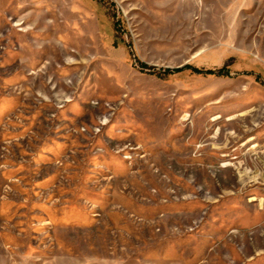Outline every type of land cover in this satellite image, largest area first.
Returning a JSON list of instances; mask_svg holds the SVG:
<instances>
[{"label": "rangeland", "instance_id": "rangeland-1", "mask_svg": "<svg viewBox=\"0 0 264 264\" xmlns=\"http://www.w3.org/2000/svg\"><path fill=\"white\" fill-rule=\"evenodd\" d=\"M0 264H264V0H0Z\"/></svg>", "mask_w": 264, "mask_h": 264}, {"label": "trees", "instance_id": "trees-1", "mask_svg": "<svg viewBox=\"0 0 264 264\" xmlns=\"http://www.w3.org/2000/svg\"><path fill=\"white\" fill-rule=\"evenodd\" d=\"M141 65L142 66H145V64H143V63ZM187 68L191 69L195 73H205V72H207V73H215L217 75H222V74L223 75H226L227 74V71L225 70L224 67H222L220 69H217L215 71H213V70H207V71H205V70H201V69L192 67L191 65H188V64L183 65L181 67H177V68H171V69L170 68H166V69H164V73L179 72L180 70L187 69Z\"/></svg>", "mask_w": 264, "mask_h": 264}]
</instances>
